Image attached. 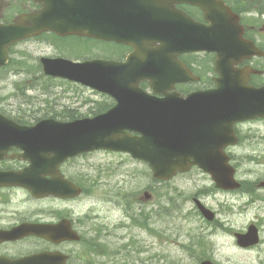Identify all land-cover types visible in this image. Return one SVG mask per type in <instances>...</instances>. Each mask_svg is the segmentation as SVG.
Returning <instances> with one entry per match:
<instances>
[{"label":"water","instance_id":"obj_1","mask_svg":"<svg viewBox=\"0 0 264 264\" xmlns=\"http://www.w3.org/2000/svg\"><path fill=\"white\" fill-rule=\"evenodd\" d=\"M34 1L41 5L40 9L21 14L13 24H0V66L9 61V45L44 31L129 43L136 50L125 63L42 57L45 74L107 92L117 103L93 118L74 121L49 118L32 126L20 125L0 114V159L17 146L26 150L25 158L32 161L31 167H57L69 157L107 149L128 152L148 162L154 177L159 179H171L178 171L198 165L211 173L219 188L241 186L224 148L235 143L231 140L235 121L264 116V87L227 89L225 77L217 89L197 91L187 98L174 93L158 98L139 87L140 81L149 79L155 91L162 93V84L174 80L173 72L166 69L173 61L175 50L181 49L175 9L178 0ZM188 1L201 5L212 23L199 26V40L190 49L213 50L236 32L233 21L225 18L220 2ZM168 47L172 52L166 50L165 54ZM160 66L166 71L161 72ZM46 175L53 179H45ZM58 180L56 170H34L19 175L8 173L1 184L24 185L39 197L50 194L69 197L80 193L74 185L66 186ZM260 185L264 186V182ZM197 203L207 219L215 218L213 211ZM258 231L252 224L246 233H236L238 243L243 247L257 244ZM20 232V229L12 231L16 237ZM202 264L214 263L205 260Z\"/></svg>","mask_w":264,"mask_h":264},{"label":"rangeland","instance_id":"obj_2","mask_svg":"<svg viewBox=\"0 0 264 264\" xmlns=\"http://www.w3.org/2000/svg\"><path fill=\"white\" fill-rule=\"evenodd\" d=\"M22 8L19 3L16 9ZM59 43L61 47L49 39H29L13 48L14 60L27 62L0 77L1 111L15 118L20 114L28 121L51 111L61 118L65 108L84 117L96 115L100 103L110 101L107 95L81 84L49 80L37 70L40 56L76 59L99 53L97 47L86 51L90 43L81 38L67 37ZM18 83L26 86L25 93L17 92ZM259 126L264 133V124ZM234 152L237 178L244 179L242 192L217 189L211 176L197 167L161 182L153 178L145 162L129 154L88 153L71 160L73 174H84L85 185L91 190L73 204L80 214L101 216L106 226L105 260L110 264H200L205 258L217 264H264V189L255 190V182L264 178V141L243 144ZM147 190L153 194L151 200L144 197ZM194 197L216 211L220 223L206 220ZM251 223L259 226L261 242L242 248L234 232L245 231Z\"/></svg>","mask_w":264,"mask_h":264},{"label":"flooded vegetation","instance_id":"obj_3","mask_svg":"<svg viewBox=\"0 0 264 264\" xmlns=\"http://www.w3.org/2000/svg\"><path fill=\"white\" fill-rule=\"evenodd\" d=\"M223 1L238 17L243 27L242 36L257 48L249 50L242 44L241 34L237 32L233 38L234 48L228 43L210 52L189 49L199 37L196 23L208 25L209 21L199 5L180 0L176 5L179 12L178 42L181 44L177 61L180 65L178 76L182 80L175 83L173 89L180 94L187 95L199 89L216 87L220 76L217 61L218 67L227 75L234 71L241 82L252 87L264 86V0ZM12 2L13 0H0L1 21L11 22L17 17V6ZM14 2L22 4L23 7L31 4V1L26 3L23 0ZM82 40L85 44L90 43L86 51L89 48H98L99 53L94 56L98 59L125 62L135 51V47L130 44L89 37H82ZM249 51L254 53H248ZM160 69L161 72L166 71L163 66ZM196 77L199 79H195ZM240 81L236 87L240 85ZM141 84L152 91L150 82L143 81ZM227 86L232 88L230 81ZM259 124H264V118L256 117L236 123L234 129L239 143L254 144L264 141V133L261 132ZM235 149L232 146L227 148L231 158L237 157ZM24 155V150L13 147L0 159V264H23V260L24 264H110L105 260L103 229L106 226L101 216L80 214L73 204L86 195V188L83 186L87 177L81 172L73 174L70 159L57 169L63 178L82 189V194L77 197H36L26 187L1 185L6 173H23L36 169L55 170L50 167L31 168L32 162ZM145 222L146 220L143 224ZM16 229L24 230V235L7 238L14 236L8 235V232Z\"/></svg>","mask_w":264,"mask_h":264},{"label":"trees","instance_id":"obj_4","mask_svg":"<svg viewBox=\"0 0 264 264\" xmlns=\"http://www.w3.org/2000/svg\"><path fill=\"white\" fill-rule=\"evenodd\" d=\"M26 62H27V60H26ZM26 62H25L24 60H19V59L15 60V61H12V63H11L10 66H8L7 68H3V69L0 70V74H4L3 76H5V74L9 73V68L14 69V70H17V69H18V65H23V63H26ZM15 63H16L17 65H14ZM11 66H12V67H11ZM16 67H17V69H16ZM3 76H2V77H3ZM0 77H1V75H0ZM48 79L50 80V78H48ZM25 87H26V86H24V87L22 88V86L20 85V83H18L17 86H16V88H17V92H21L22 94L25 93V91H24ZM45 92H47V91H45ZM48 103H49V102H48ZM65 113H66V114H65L62 118H74V117H75V115L71 114V111H67V110H66ZM46 114H53V112H52V111H51V112H47ZM56 115H57V114H54V115H52V116L56 117ZM19 118H20V119H24V120L26 119L25 116H22V115H20V114H19ZM37 119H39V117H38Z\"/></svg>","mask_w":264,"mask_h":264},{"label":"bare ground","instance_id":"obj_5","mask_svg":"<svg viewBox=\"0 0 264 264\" xmlns=\"http://www.w3.org/2000/svg\"><path fill=\"white\" fill-rule=\"evenodd\" d=\"M201 201V200H200ZM202 202V201H201ZM142 220V219H141ZM145 228V227H144ZM147 228V227H146Z\"/></svg>","mask_w":264,"mask_h":264}]
</instances>
